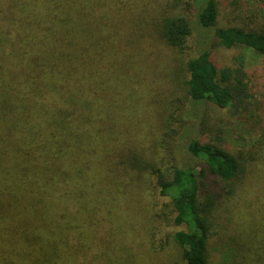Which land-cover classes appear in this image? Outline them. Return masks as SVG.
<instances>
[{
    "label": "trees",
    "instance_id": "16d2710c",
    "mask_svg": "<svg viewBox=\"0 0 264 264\" xmlns=\"http://www.w3.org/2000/svg\"><path fill=\"white\" fill-rule=\"evenodd\" d=\"M218 17L217 0H0V264H137L123 237L132 227L141 240L152 199L171 210L183 264H213L221 203L203 200L205 178L228 197L243 181L238 201L256 221L221 264H264V131L232 154L195 128L246 90L198 36L264 57V34ZM163 52L185 75L171 87Z\"/></svg>",
    "mask_w": 264,
    "mask_h": 264
},
{
    "label": "rangeland",
    "instance_id": "374dc122",
    "mask_svg": "<svg viewBox=\"0 0 264 264\" xmlns=\"http://www.w3.org/2000/svg\"><path fill=\"white\" fill-rule=\"evenodd\" d=\"M217 4L219 8L217 26L219 28L236 27L264 34V0H217ZM215 43V40L205 39L200 35L196 45L198 51L209 50L215 64L221 69L220 71L231 70L233 73L232 84L239 91L242 85L246 87V90L244 93L240 91L242 95L239 94V99L236 98L235 106L218 114H208L207 119L202 124L200 122L195 125V128L197 132H201L203 141L220 142L232 154L250 153L261 140L264 131V57L246 48L224 51L218 49ZM192 46L194 47L193 44ZM166 52L162 53V57H158L156 64L159 68L171 67L162 81L164 86L171 87L169 77L172 78V73L181 79L185 75L180 74L178 57H173L169 64L167 62L169 55ZM240 71H244L245 77L240 75ZM133 80L141 81L142 87L146 88L144 87L145 82L141 79L134 77ZM237 80H241V83H238ZM178 94L183 106L187 100L185 96L183 97L182 92H178ZM167 99L170 98L167 97ZM174 107L172 102L167 100L165 104L167 112H170ZM197 132L195 133L196 138ZM243 187V181H238L235 194L228 197V187L224 182L216 181L213 178L201 180L203 200L215 197L221 203V208L214 212V217L211 219L213 236L209 243V253L213 264H221L225 255H231L230 249L235 250L230 237L240 230V225L243 230H246L250 221L256 222L253 216V220L250 219L251 209L248 210L244 203L238 201L242 195ZM253 196L256 197V194L254 193ZM255 197L252 198V201L255 200ZM228 211L231 213L230 216H236L235 223L233 221L226 223ZM146 220L147 217L145 224ZM174 232L171 210L163 204L156 208L152 199V204L148 209V223L144 230L141 225L142 241L133 236V234L137 235L138 228L132 230V227H127L123 238L127 244L134 247L137 264H183L180 250L171 241ZM162 243L165 252L161 250ZM138 255L141 261L137 258Z\"/></svg>",
    "mask_w": 264,
    "mask_h": 264
}]
</instances>
